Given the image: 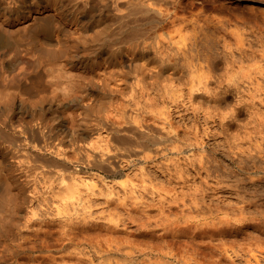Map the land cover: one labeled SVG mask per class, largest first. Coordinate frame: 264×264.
<instances>
[{
    "label": "rangeland",
    "instance_id": "rangeland-1",
    "mask_svg": "<svg viewBox=\"0 0 264 264\" xmlns=\"http://www.w3.org/2000/svg\"><path fill=\"white\" fill-rule=\"evenodd\" d=\"M239 1L250 9L202 8L219 27L213 50L202 16L160 38L158 53L184 68L171 91L135 80L104 111L116 126L147 125L157 141L128 149L136 134L98 123L84 141L58 144L65 169L15 158L22 225L53 245L35 252L43 264H102L117 244L165 264H264V0ZM75 114L64 113L68 125ZM74 173L96 187H61Z\"/></svg>",
    "mask_w": 264,
    "mask_h": 264
},
{
    "label": "bare ground",
    "instance_id": "bare-ground-1",
    "mask_svg": "<svg viewBox=\"0 0 264 264\" xmlns=\"http://www.w3.org/2000/svg\"><path fill=\"white\" fill-rule=\"evenodd\" d=\"M218 2L250 9L239 0H0V264H43L35 252L53 248L38 229L31 237L22 225L25 192L15 158L24 155L35 170L65 169L67 162L56 157L58 144L84 141L98 123L136 134L128 149L137 139L157 141L147 125L127 117V127L116 126L104 111L135 80L163 82L171 91L184 68L158 53L160 38L181 31L172 27L177 20L202 16L213 50L219 27L202 8ZM68 111L80 116L75 125H68ZM60 180L67 190L96 183L79 173ZM150 252L117 244L102 264H165Z\"/></svg>",
    "mask_w": 264,
    "mask_h": 264
}]
</instances>
